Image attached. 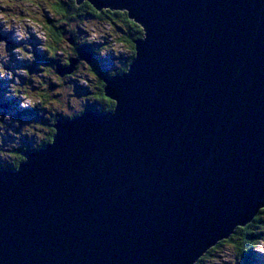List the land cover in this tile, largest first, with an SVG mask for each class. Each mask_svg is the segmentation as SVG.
Instances as JSON below:
<instances>
[{"label": "water", "instance_id": "obj_1", "mask_svg": "<svg viewBox=\"0 0 264 264\" xmlns=\"http://www.w3.org/2000/svg\"><path fill=\"white\" fill-rule=\"evenodd\" d=\"M84 2L143 37L103 75L115 114L0 172V264H196L264 209V0Z\"/></svg>", "mask_w": 264, "mask_h": 264}, {"label": "clouds", "instance_id": "obj_2", "mask_svg": "<svg viewBox=\"0 0 264 264\" xmlns=\"http://www.w3.org/2000/svg\"><path fill=\"white\" fill-rule=\"evenodd\" d=\"M58 3L59 0H0V36L10 37L15 45H17L10 49L9 41L7 39H0V85L7 84V92L4 94V99L19 100L21 102L19 105L20 110L38 111L41 118L46 120L50 112L58 113L60 117L74 121L77 118H82L88 110L87 106L92 103L88 102L85 95L77 96L75 89L67 82L68 78H65V82L62 83L60 77L55 74L53 69L40 65L41 70L33 73L30 77L33 81V86L38 89L33 92L32 87L22 85L21 83V78L29 77V68L17 66L25 64L33 65L37 52L50 54L48 33L42 25H38L37 23L38 21H43L45 12L49 13L51 18L57 22V25L65 24L69 32L75 33L79 28H83L88 34L84 38L88 43H103V36L106 32L104 25L98 21L68 23L67 19L53 12V6ZM33 38L39 42L35 47L30 43ZM58 52L64 58L61 63H67L68 56L73 54L72 45L67 42V39L61 43ZM13 57H15V60H13ZM100 57L107 58L108 54L102 52ZM82 65L83 67L78 66L77 72L73 74L71 79H76L81 85L87 86L88 79L85 77L92 79L94 77H91L90 73L84 71L87 65L83 64V62ZM115 67L118 71L110 73L120 72L117 61ZM49 83L59 85L55 92L48 91ZM52 97H59V99H52ZM38 105L41 110L46 109L48 115H45V111L37 110ZM116 111L111 113L115 114ZM104 112L109 113L105 109ZM38 124L40 123L35 122L22 126L19 121L13 120L11 114L0 115V137L3 138V141H5V137L7 136L13 137L15 142H10L7 146L18 147V149H21L23 146V138L27 137L29 140L35 138L32 150H42L45 145L51 144L47 142L41 144V141L45 137L39 135L35 130L34 126ZM8 125H12L13 127L9 128ZM15 129H20L21 131L17 133ZM25 149L29 150L27 147H24ZM9 165L17 172L22 168L18 169L15 167L12 159L0 153V168H7ZM254 252L260 256H264V238L259 239Z\"/></svg>", "mask_w": 264, "mask_h": 264}, {"label": "trees", "instance_id": "obj_3", "mask_svg": "<svg viewBox=\"0 0 264 264\" xmlns=\"http://www.w3.org/2000/svg\"><path fill=\"white\" fill-rule=\"evenodd\" d=\"M53 10L57 13V15L62 16L65 19H67L68 23H75L76 21H82V15L84 14L92 16L94 18L93 21H98L102 25H103V22L104 23L107 22L108 26H110V24L114 25L116 29L120 30L121 32H122V29H121V23H122L126 27L127 31L126 32L124 31V37L120 39V42L123 41L128 46L130 54L128 57L125 56L126 63L122 69L120 68V72L110 73L111 71L109 72L104 68V69H100V74H102V76L106 75L108 76V78H112L116 74L118 75V73H121V71H123L122 72L123 74L128 70L130 63L132 62L135 56L134 41L143 37V30L139 25L131 21L128 18V16H126L127 14L126 12L111 11V10H106V9L102 11H97L88 2L78 4L76 0H74V3H73V0L59 1L58 4L53 6ZM47 21H48L47 25H49L47 26V30H48L49 40H50V45H49L50 54L46 53L47 57H45L43 54L38 56L37 61H42V59H44L46 60L45 62H47L46 63L47 65L54 66V67L56 66L55 69L53 67L55 74L60 77L61 81H64L66 77L62 76L58 72V70L61 68H66L69 65V60L72 58L69 57L67 60V63H63V64L57 62L55 59L57 57L58 49L61 43H63L67 39V42L71 44L72 46H74V39L72 38V35L70 34H73L75 36V39L79 41L77 37L78 33L69 32L65 24H62V26H59L57 25L56 21H51V20H47ZM78 46H79L78 55L80 54L81 56L82 51H87L93 55L92 62L93 60L95 62L97 61L96 58L98 57V54L92 50L90 43L88 42L82 43V44L78 43ZM80 59L82 58L80 57ZM82 61H83V64L87 65V67L85 68L86 71L90 72V65L85 60L82 59ZM115 71H118V69ZM102 76H100L101 84H99V89H96V93L94 94L93 99L96 98V100H98L101 103L102 109L99 108V111L98 109L97 111L103 114L105 113L104 109L105 111L109 113L112 112L115 107V102L105 96V93L103 92L105 83L103 81ZM8 102L9 101L4 99L3 95L0 97V104L6 108H11L12 104L11 102L9 103ZM89 107H92V105H90ZM15 110L18 111L17 115L22 114L20 116H25V115L36 116L38 114L37 111H34V110L24 111V110H20L19 108ZM55 123H56L55 120H50V122L48 121L46 123L47 129L44 135L45 139L41 141V144L44 142H47L50 144L53 141V138L56 132L54 128ZM24 147H27L29 150L28 151L27 149L24 150ZM32 151H36V150H32V146H28L27 144L23 145L21 149H18V148L13 149L12 154H11L12 156L11 159L14 161V166L18 168L19 165L24 160H26L25 154L28 152H32ZM261 238H264V209H261L259 211L258 215L253 219L251 223L247 224L245 227L237 228L235 230V233L231 235L229 239L221 241L215 247L211 248L201 259H199V261L196 264H203L207 257L211 256V254L216 252L218 249H221V247L225 246V244L227 243L233 244V246H235L238 259L240 258L242 263L255 264L257 262L258 256L256 253L253 252L252 249L255 248V246L258 244L259 239Z\"/></svg>", "mask_w": 264, "mask_h": 264}, {"label": "rangeland", "instance_id": "obj_4", "mask_svg": "<svg viewBox=\"0 0 264 264\" xmlns=\"http://www.w3.org/2000/svg\"><path fill=\"white\" fill-rule=\"evenodd\" d=\"M59 1H63V0H59ZM53 12H55V11L53 10ZM93 19L94 18L92 16L84 14V15H82V21L81 22L88 23L90 21H93ZM47 20L55 21L54 19L51 18L49 13L45 12L43 21H38L37 23H38V25H42L44 30L48 33L47 26H49V25H47L48 24ZM103 25L106 28L105 35L103 36V43H90V45H91L92 50L98 54L97 60H98V64L100 66V69L105 68L107 71L112 72V71L117 70L115 67L116 61H117V64L119 65V67L121 68L120 63L123 64V60H125V58L124 59L122 58V55L129 56V54H130L128 46L123 41L120 42V39H122L124 37V31L126 32L127 29L122 23H121L122 32L120 30H117L114 25L110 24V26H108L107 22H105V23L103 22ZM59 26H62V24H59ZM77 33H78L77 37L79 39V42L81 44L86 43L87 41L84 38L88 34L84 31V29L82 28V30H81V28H79ZM0 37H1V39H7L9 41L10 49L12 47L17 46L11 40V38H9L7 36H0ZM12 42H13V44H12ZM30 43H32L33 46L35 47L39 42L36 41L35 38H33V40L30 41ZM113 45H114V47H113ZM102 52H106L108 54V57L107 58L100 57ZM40 55H42V54L39 52L36 53L37 57ZM44 56L47 57L46 54H44ZM37 57L35 58V62L33 63V65H27V64L17 65L18 67H28L29 68L28 69L29 77L28 78H21V83H22V85L32 87L33 92L37 91L38 89L33 86V81L30 79L32 74L35 72H39L41 70L40 65H43L45 68H50V69H53V67H54V66L47 65L46 64L47 62H45L46 60H44V59H42V61H37ZM63 59L64 58L62 56H60L59 52H58L55 60L57 62L61 63V61ZM13 60H15V57H13ZM78 66L83 67V65L79 63L77 65V70H78ZM55 68H56V66L54 67V69ZM77 70H75L71 74L65 75V77L68 78L67 82L70 83L72 85V87L75 89L78 97L85 95V98L88 100L89 103L97 104V102L93 100V96H92V90L94 88V83H95V76L91 75V77H94V79L85 77L86 79H88V85L83 86L79 83L78 80L71 79V77L73 76L74 73L77 72ZM84 71L88 72V71H86L85 68H84ZM88 73H90V72H88ZM61 82L64 83L65 80L61 81ZM0 87H1L0 88V97H1V95L4 96V94L7 92V84H2V85H0ZM58 87H59V85H57L55 83H49L48 84V91L49 92H55ZM52 99H59V97H52ZM7 101L11 102L12 107L6 108L0 104V115L11 114L13 117V120L19 121L22 126L30 124V123L39 122L40 124L35 125L34 128L37 131V133L39 135H42V136L45 135V130L47 129L46 123L48 121L50 122V119L56 117V115L58 114V113H51L50 112L48 119H47V122H46V119L41 118L38 111H37L38 114L36 116H33V115H31V116H27V115L20 116L22 114L17 115L18 111L15 109L19 108V105L21 102L19 100H15V99L14 100H7ZM96 107H97V109H99V108L102 109V105H99ZM37 110H41L39 105L37 106ZM41 111H45V115H48V113L46 112L47 111L46 109L41 110ZM8 127L12 128L13 126L8 125ZM15 131L17 133H19L21 130L15 129ZM38 138H39V136H38ZM10 142H15L13 137L7 136V137H5V141H3V138L0 137V153H3L6 157L11 159L12 158L11 154H12L13 149H16L18 147H8L7 144ZM34 143H35V138H33L32 140H29L27 137H25V138H23L22 145L27 144L28 146H32ZM235 249L236 248H235V246H233V244L227 243V244H225V246L221 247V249H218L216 252L211 254V256L207 257L203 264H233V262H235V264H244L241 262L240 258L238 259V256H237ZM254 249L255 248L252 249L253 252H254ZM257 256H258V258H257V262L255 264H264V256H260L259 254H257Z\"/></svg>", "mask_w": 264, "mask_h": 264}, {"label": "flooded vegetation", "instance_id": "obj_5", "mask_svg": "<svg viewBox=\"0 0 264 264\" xmlns=\"http://www.w3.org/2000/svg\"><path fill=\"white\" fill-rule=\"evenodd\" d=\"M56 13V12H55ZM57 14V13H56ZM69 33V32H68ZM70 34V33H69ZM70 35H72V38L74 39V46H72V51H73V54L72 55H69V57H71L72 59L73 58H79L80 57V54L78 55V49H79V46H78V43H80L79 41H77L76 39H75V36L73 35V34H70ZM12 44H13V42H12ZM82 51V50H81ZM83 52V51H82ZM81 53V52H80ZM44 55V54H43ZM68 57V58H69ZM122 58L124 59L125 58V55H122ZM97 59V58H96ZM122 59V60H123ZM126 60H123V64L121 63V69L123 68V66L125 65V62ZM83 61H82V59H79V63L81 64ZM76 70H77V68H76ZM122 72L123 71H121V73H118V74H122ZM90 74L91 75H94L95 76V83H94V88H93V90H92V96H94V94L96 93V89H99V84H101V82H100V76H102V74H100V66H99V64H98V60L95 62L94 60H93V62H92V64L90 65ZM117 75V74H116ZM103 77V76H102ZM108 77V76H107ZM94 101H97V104H95V106H93L92 104H89L88 106H87V109L89 108V109H93L94 108V110H96L97 111V107L96 106H99V105H101V103L98 101V100H96V98L95 99H93ZM90 105H92V107H89ZM60 116V114H57L56 115V117H54V118H51L50 120H55V121H57L58 119H65V118H63V117H59ZM53 126V125H52ZM52 129H53V127H52ZM51 130V129H50ZM12 169H14L11 165H9L7 168H0V172L1 171H4V170H12Z\"/></svg>", "mask_w": 264, "mask_h": 264}, {"label": "bare ground", "instance_id": "obj_6", "mask_svg": "<svg viewBox=\"0 0 264 264\" xmlns=\"http://www.w3.org/2000/svg\"><path fill=\"white\" fill-rule=\"evenodd\" d=\"M77 1V0H76ZM122 15V14H121ZM126 16H127V14H126ZM99 20V19H98ZM10 38V37H9ZM135 48V47H134ZM131 58V57H130ZM104 92V91H103ZM2 96V95H1ZM9 103V102H8ZM15 121V120H14Z\"/></svg>", "mask_w": 264, "mask_h": 264}]
</instances>
